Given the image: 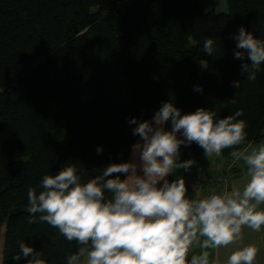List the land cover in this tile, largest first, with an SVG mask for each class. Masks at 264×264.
I'll use <instances>...</instances> for the list:
<instances>
[{
	"label": "trees",
	"instance_id": "obj_1",
	"mask_svg": "<svg viewBox=\"0 0 264 264\" xmlns=\"http://www.w3.org/2000/svg\"><path fill=\"white\" fill-rule=\"evenodd\" d=\"M225 1L226 11L217 12L199 0H0L5 264H17L21 240L43 250L49 264H65L77 244L46 222H28V188L68 163L87 180L125 162L137 137L128 121L150 120L163 102L181 114L209 108L217 118L243 110L246 141L223 150L224 165L233 150L264 139V64L256 79L242 75L232 38L244 26L264 39V0ZM207 38L215 41L212 56L204 53ZM53 129H64V137ZM180 154L187 160L204 150L193 142Z\"/></svg>",
	"mask_w": 264,
	"mask_h": 264
},
{
	"label": "clouds",
	"instance_id": "obj_2",
	"mask_svg": "<svg viewBox=\"0 0 264 264\" xmlns=\"http://www.w3.org/2000/svg\"><path fill=\"white\" fill-rule=\"evenodd\" d=\"M232 38L239 49L234 56L243 61L241 74L256 79L264 64V39L244 26ZM203 49L212 56L214 39H205ZM239 85L240 80L232 82L235 88ZM242 116L240 109L217 118L205 107L181 114L173 102H163L150 120L128 121L136 125L133 135L140 138L131 146L130 160L110 163L87 180L77 164L68 163L29 187L28 222H46L67 241L76 242L65 264H255L260 247L242 243V237L245 227L264 229V141L231 152L247 168L242 188L225 186L190 196L182 176L166 179L196 163L181 160V146L195 142L206 157H219L224 149L244 144L247 121ZM102 151L98 146L97 153ZM229 246L231 251L222 257L219 249ZM12 259L17 264L22 259L26 264H49L43 250L24 240ZM0 264H5L2 245Z\"/></svg>",
	"mask_w": 264,
	"mask_h": 264
},
{
	"label": "crops",
	"instance_id": "obj_3",
	"mask_svg": "<svg viewBox=\"0 0 264 264\" xmlns=\"http://www.w3.org/2000/svg\"><path fill=\"white\" fill-rule=\"evenodd\" d=\"M206 9H208V8H206ZM139 139H140L139 136H137L134 143L137 142ZM262 141H264V140H262ZM253 144H255V143L252 142L248 146H252ZM130 157H131V150H130V153H129L126 161L130 160ZM189 159H194L196 161V163L191 166L190 170L185 171L184 169H180L177 171V173L175 172L176 173V174H174L175 176H173V173H172V174H169L166 177V179H168L169 177L177 178L178 176H182L185 180V183L191 185L196 190V195H206L210 192L219 191L222 189L221 187H217L214 185H208V184L207 185H195L192 183V179L194 177H198V176L202 175L203 173L216 171L217 169L219 170V168L224 164V161L221 159V156H219V157H217V156L206 157L204 154H202L200 156L199 155L191 156ZM213 160H215V162H213ZM230 163H232V166L234 168V173H233V175L232 174L230 175L231 179L229 178L228 186L235 187L236 181L234 179L232 180V176H235L239 171H241V169L244 168V163H243V161H236L234 159ZM0 227H1L0 228L1 229L0 245L3 246L5 223L3 224V226L1 224ZM262 234H263V238H262ZM242 243H244V244H248V243L258 244L260 247V251L258 253L257 260H256L255 264H264V229H262L260 232H255V231L245 227L243 229ZM232 247L233 246H229V248H226V249L225 248L219 249L221 256L226 257L228 252L231 251ZM196 251H199V249H197ZM212 254L215 255V252H213Z\"/></svg>",
	"mask_w": 264,
	"mask_h": 264
},
{
	"label": "rangeland",
	"instance_id": "obj_4",
	"mask_svg": "<svg viewBox=\"0 0 264 264\" xmlns=\"http://www.w3.org/2000/svg\"><path fill=\"white\" fill-rule=\"evenodd\" d=\"M199 1L205 9L206 8H213L217 12L226 11V1L225 0H199ZM54 108H55V105H52V109H54ZM64 132H65L64 129H53L52 130V134L54 135V137L57 136L59 139H62L64 137ZM261 141L254 142L255 144H253L252 146L258 145ZM130 159H131V157H130ZM213 162H215V160H213ZM178 170H180V169H177L176 173ZM176 173H173V176H175L174 174H176ZM238 173L235 176H232V180L234 179L236 181L235 187H241L242 188L243 185L247 181V168H246V166L244 165V168L241 169V171H239ZM4 223H5V221L0 218V225L2 224V226H3ZM0 232H1V229H0ZM262 238H263V234H262ZM219 252H220V250H219Z\"/></svg>",
	"mask_w": 264,
	"mask_h": 264
},
{
	"label": "built area",
	"instance_id": "obj_5",
	"mask_svg": "<svg viewBox=\"0 0 264 264\" xmlns=\"http://www.w3.org/2000/svg\"><path fill=\"white\" fill-rule=\"evenodd\" d=\"M232 163L222 165L219 170L203 173L198 177L192 179V183L195 185H214L224 188L228 186L229 178L231 175Z\"/></svg>",
	"mask_w": 264,
	"mask_h": 264
}]
</instances>
